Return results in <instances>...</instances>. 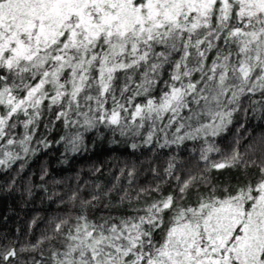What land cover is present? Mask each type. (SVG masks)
<instances>
[{
  "label": "snow or ice",
  "instance_id": "1",
  "mask_svg": "<svg viewBox=\"0 0 264 264\" xmlns=\"http://www.w3.org/2000/svg\"><path fill=\"white\" fill-rule=\"evenodd\" d=\"M41 124L73 153L119 136L133 151L193 142V157L199 143L204 162L182 180L170 160L173 191L142 206L143 188L96 218L100 195L82 200L50 222L51 264H264V0H0V170L51 147ZM42 243L0 246V264Z\"/></svg>",
  "mask_w": 264,
  "mask_h": 264
},
{
  "label": "trees",
  "instance_id": "2",
  "mask_svg": "<svg viewBox=\"0 0 264 264\" xmlns=\"http://www.w3.org/2000/svg\"><path fill=\"white\" fill-rule=\"evenodd\" d=\"M243 121V114H237L236 125ZM246 128L247 132L241 129V134L248 135L253 132L258 134L261 131L256 121L248 123ZM63 132V127L58 126L51 133H46L41 124L37 139L40 135L47 134L48 139L53 141L51 147L44 149L34 142V146L39 147L40 151L35 156L27 158L22 171L19 169V164L23 162H17L7 171L0 170V246L14 245L19 251L23 246L37 244L38 241L43 240L35 252L19 253L24 260L29 261V264L32 258L42 259L41 252L43 264H51L49 259L51 245L55 241L44 239L45 236L51 235L50 222L54 224L59 219L67 218L70 214L79 211L82 207L81 201L91 200L93 194L100 195V207L89 209L90 216L96 218L102 213L107 214L109 209H105L103 205L109 200L119 201V195L125 190L132 197H135L142 188L148 190L147 194H141L139 202L132 200L133 205L140 204V206L144 202L151 203L152 199L159 198L161 193L167 195L173 191L176 185L175 177H166L164 171L170 160L176 164L177 174L182 180L187 179L189 175H198L203 170L204 162L199 161V143L196 145L195 157H193L190 151L193 142H186V146L180 149L173 146L171 149L156 148L155 151H151L142 148L133 151L123 142V138L109 136L107 139H86L84 144L87 147L73 153L70 150L66 151L64 144L54 142L59 140ZM231 132L235 133L236 127H233ZM113 139L121 142L110 143ZM230 141H232L231 134L222 142L221 147L228 150ZM173 157L176 159L173 160ZM212 158L218 159L217 154H212ZM133 167H135L134 179L128 175ZM153 169L156 171L154 172ZM231 171L223 170L225 173ZM211 175H217L215 170ZM235 175L232 173L233 183ZM130 179L131 184H129ZM226 179L227 177L221 174L219 181L213 182L218 183ZM162 180L167 182L161 183ZM158 184L160 192L152 191ZM113 185L116 187L113 188ZM74 193L78 195L77 199L72 201L70 197ZM104 193L108 195L105 196ZM127 208L128 204L125 203L123 210ZM111 211L115 214L118 209L113 208Z\"/></svg>",
  "mask_w": 264,
  "mask_h": 264
}]
</instances>
